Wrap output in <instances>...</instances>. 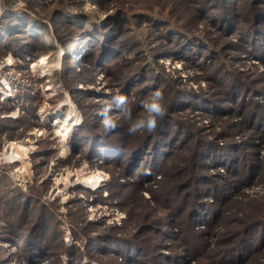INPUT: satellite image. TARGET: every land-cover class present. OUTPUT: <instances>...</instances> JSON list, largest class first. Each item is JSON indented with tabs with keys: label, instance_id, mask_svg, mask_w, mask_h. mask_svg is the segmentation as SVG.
Returning a JSON list of instances; mask_svg holds the SVG:
<instances>
[{
	"label": "rangeland",
	"instance_id": "rangeland-1",
	"mask_svg": "<svg viewBox=\"0 0 264 264\" xmlns=\"http://www.w3.org/2000/svg\"><path fill=\"white\" fill-rule=\"evenodd\" d=\"M253 25L264 30V0H0V264H264L258 230L245 250L241 236L221 242L264 204ZM156 90L165 117L129 135L113 97L135 120ZM109 104L118 127L106 132L97 113ZM155 133L164 156L129 159ZM147 160L156 170L140 179ZM92 173L102 181H82ZM39 232L40 246L28 239Z\"/></svg>",
	"mask_w": 264,
	"mask_h": 264
},
{
	"label": "trees",
	"instance_id": "trees-1",
	"mask_svg": "<svg viewBox=\"0 0 264 264\" xmlns=\"http://www.w3.org/2000/svg\"><path fill=\"white\" fill-rule=\"evenodd\" d=\"M227 7H228L227 5H226V8L224 6L223 16L232 15L231 10L230 9H227ZM226 12L228 14H226ZM259 28L257 29V27H255L253 25V26H251V28H248L249 30H247V31L249 33H251V32L252 33H254V32H260L261 33V32L264 31V30L259 29ZM250 49L251 48H248V50H250ZM255 51H257V50H255ZM190 52L191 51H189V50L188 51H185V54H188L189 53L190 54L189 57L192 58V59L196 58L197 55L199 54L198 52L197 53H193V52L190 53ZM258 53H261V52H258ZM255 56H257V57H264L263 54L262 55L255 54ZM235 82H237L238 84L242 83V82L238 81L237 79L234 80L231 83L233 84ZM230 91H232V90H230ZM260 106H263V105H260ZM219 110H221V109H219ZM212 111L217 112V108L216 107H213L212 108ZM255 111H257L256 110V107L255 108H252L251 114H249V116L247 117L249 120H251V117L254 116L253 113ZM217 113L221 114L220 111H218ZM262 118L263 117H261V116H257V119L258 120L259 119H262ZM86 120H87V118L85 116V120L83 121V125L81 127H79V128H76L78 130V132H76L77 136L75 135L77 140L80 139V137L83 139V137L84 138H87L89 136L88 135V133H89L88 128H85V131L83 129L85 127V124L84 123L87 122ZM160 131H162V129ZM124 134H127V132H124ZM156 134L157 133H155V136H154L153 141H148V142H145V143L138 144L137 147L139 149L134 144L131 143V146L132 147H135L136 149H130L132 151V152H130L132 155L129 157V159H131L135 155L137 157H139L140 156L139 154H141V151L142 152H145V154H146V152L147 153L148 152H152L154 155L158 153L159 154V157L164 156V154H165L166 151L164 152V149L161 148V144L164 143V139H163L164 137H162V139H161V137H156ZM137 136H139V133L137 134ZM145 141H147V140H145ZM102 143H103L102 147L111 149L110 146H112V145H110V143H108L106 141H105V143L104 142H102ZM167 145H170V144L168 143ZM126 147H129V144H127ZM102 150H104V149H102ZM220 156H222V155L221 154H217V157H220ZM209 157L213 159V157H211V155ZM144 159H145L144 156H142V159L141 160L140 159L138 160V158H137L138 165ZM190 159H191V157H190ZM214 160H216V159H214ZM148 162H149V160L146 161V163H147L146 170L139 176L140 179H143V176H145L146 173L148 174L147 176H149V173L154 172V170H156V167H154V166H151V168H149ZM152 163H156L155 160ZM135 171H137V169L134 170L133 173H135ZM169 189L170 190L168 191V194H169L170 191L171 192H175V190H176V188L174 187V185H173L172 188L170 187ZM257 198H259V196H257ZM257 201L258 202L255 203V205L257 204V207L255 208V211H257L256 215L255 216L252 215V214L251 215H247V218L244 219V221H242V223L240 224V228L239 229L225 227V229L222 231V237H221V240L222 241L221 242H223V240L224 241L225 240H228L227 238H229L230 236H233V235H234L233 237H235V238L241 236L240 240H238L237 246H240L239 248H241V249H243L244 247L245 248H249L250 245H251L250 243H252L251 242V239L247 236L248 231H249L250 228H251V230L253 228H254L253 230H255V229L258 230L259 233H262V237H264V204L261 205V206L258 205L259 204V201H260V198ZM260 204H261V202H260ZM190 221H191V219H189V221L183 223L186 226L185 231H187V233H189V234L199 235V232L195 231V229L190 225V223H189ZM192 222H194V221H192ZM261 224H263V226H261ZM247 227H248V229H246ZM28 239L31 240V241H33V244L35 243L38 246L43 245L42 243H44V242L47 241L45 235H43L42 232H39V235H37V233L36 234L30 233ZM49 244H50V246L52 245V243H50V242H49ZM199 246L200 245H195L194 247L189 248V250L191 252H195ZM245 248H244V250H245ZM28 251L30 253H32L33 252V249H31L30 246H29L28 247ZM223 252H224L223 249H219V250L216 251V255L218 257H220L223 254ZM257 257H259V256H257Z\"/></svg>",
	"mask_w": 264,
	"mask_h": 264
},
{
	"label": "clouds",
	"instance_id": "clouds-1",
	"mask_svg": "<svg viewBox=\"0 0 264 264\" xmlns=\"http://www.w3.org/2000/svg\"><path fill=\"white\" fill-rule=\"evenodd\" d=\"M116 101V105L121 109L120 114L127 120L131 121L127 128L129 135H136L138 133L147 132L153 133L166 115V108L162 101L164 100V94L160 90H156L151 95L141 101L142 108L144 110V115L133 120L131 109L128 107L129 100L126 95L118 94L113 97ZM111 105H106L98 111V115L102 116L101 125L104 130L114 131L118 127L117 119L112 115H109Z\"/></svg>",
	"mask_w": 264,
	"mask_h": 264
},
{
	"label": "bare ground",
	"instance_id": "bare-ground-1",
	"mask_svg": "<svg viewBox=\"0 0 264 264\" xmlns=\"http://www.w3.org/2000/svg\"><path fill=\"white\" fill-rule=\"evenodd\" d=\"M45 62V61H44ZM43 63V62H42ZM72 120V119H71ZM72 121H76L75 122V124L77 123V120H72ZM68 125V124H67ZM59 135H64V139H66V138H68V132L66 133V130H65V128L64 129H59L58 128V130L56 131ZM56 133V134H57ZM16 155V154H15ZM16 157L17 158H20L19 157V155H16ZM102 175H100V174H94V173H92V174H90V175H88V174H86L83 178H82V181L83 182H85L86 184H94V185H96L99 181H102V177H101Z\"/></svg>",
	"mask_w": 264,
	"mask_h": 264
}]
</instances>
